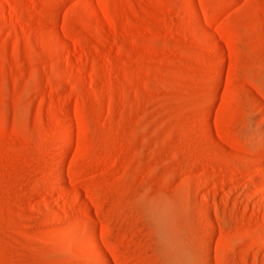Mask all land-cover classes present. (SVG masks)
Returning <instances> with one entry per match:
<instances>
[{
  "label": "rangeland",
  "instance_id": "1",
  "mask_svg": "<svg viewBox=\"0 0 264 264\" xmlns=\"http://www.w3.org/2000/svg\"><path fill=\"white\" fill-rule=\"evenodd\" d=\"M0 264H264V0H0Z\"/></svg>",
  "mask_w": 264,
  "mask_h": 264
},
{
  "label": "bare ground",
  "instance_id": "2",
  "mask_svg": "<svg viewBox=\"0 0 264 264\" xmlns=\"http://www.w3.org/2000/svg\"><path fill=\"white\" fill-rule=\"evenodd\" d=\"M54 199V198H53Z\"/></svg>",
  "mask_w": 264,
  "mask_h": 264
}]
</instances>
